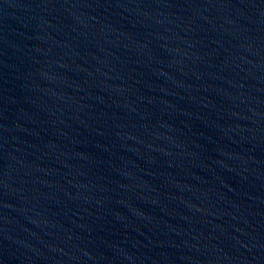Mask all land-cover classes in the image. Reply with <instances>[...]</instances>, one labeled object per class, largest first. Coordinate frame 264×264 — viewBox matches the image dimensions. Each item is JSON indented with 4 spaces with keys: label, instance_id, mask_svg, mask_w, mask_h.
Instances as JSON below:
<instances>
[{
    "label": "water",
    "instance_id": "1",
    "mask_svg": "<svg viewBox=\"0 0 264 264\" xmlns=\"http://www.w3.org/2000/svg\"><path fill=\"white\" fill-rule=\"evenodd\" d=\"M0 264H264V0H0Z\"/></svg>",
    "mask_w": 264,
    "mask_h": 264
}]
</instances>
